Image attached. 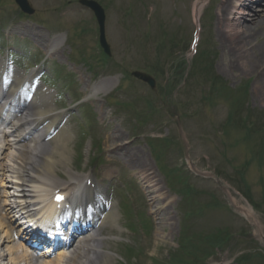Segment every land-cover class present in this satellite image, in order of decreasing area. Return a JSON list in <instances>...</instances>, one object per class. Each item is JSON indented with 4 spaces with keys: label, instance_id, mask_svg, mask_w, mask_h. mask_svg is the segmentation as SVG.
Returning a JSON list of instances; mask_svg holds the SVG:
<instances>
[{
    "label": "rangeland",
    "instance_id": "obj_1",
    "mask_svg": "<svg viewBox=\"0 0 264 264\" xmlns=\"http://www.w3.org/2000/svg\"><path fill=\"white\" fill-rule=\"evenodd\" d=\"M96 1L106 14L105 35L111 55L105 63L97 53L93 14L78 0H29L34 8L31 16L19 15L14 0H0V47L3 34H7L3 52L11 47L16 51L14 63L29 69L34 59L47 58L49 41L60 38L47 63L42 59L39 65L59 72L56 77V72H50L47 81L59 93L56 108L76 99L85 104L81 112L72 104L75 108L69 112L72 135L67 169L78 178L85 172L102 170L93 162L98 140L102 149L96 148L103 151L96 156L100 162L109 154L106 138L125 143L122 152L112 154L120 161L115 165L113 187L132 191L133 212H146L150 229L143 231L140 215L132 217L130 210L118 216L116 229L105 233L114 243L113 250L118 251H112L118 258L116 264H166L173 256L178 264H189L180 259L177 248L184 242L186 229V236L190 233L203 245L201 258L192 264H213L224 257L229 264H238L234 258L242 253L249 255L242 264H264V238L258 235H264V82L258 75L260 63H252V53L240 59L220 35L223 30L230 33L217 24L221 0H205L198 21L194 15L197 0ZM252 9L264 20V12L256 10L264 9L262 4H252ZM198 24V53L192 59L189 43ZM253 39L254 52L259 54L264 32ZM171 54L176 58L167 62ZM191 61L193 75L189 78L186 72ZM163 66L167 84H180L179 90L163 94ZM134 70L153 76L155 88L136 80L131 75ZM206 72L215 77L216 89L211 94ZM179 73L182 78L174 79ZM95 85L99 90L93 94ZM244 116L248 117L246 122L241 120ZM248 122L255 123L250 131ZM225 126L228 130L223 133ZM244 135L250 136L245 140ZM154 136L171 139L165 142ZM134 152L143 160L149 181L141 180L136 174L139 169L120 157ZM64 169L56 170L58 184L68 179ZM157 187L162 189L157 192ZM184 188L192 192L182 198ZM159 194H163L160 202ZM236 206L250 208L253 218H246ZM130 224L136 226L134 234L124 230ZM215 227H226L229 235H224L219 240L222 247L212 252L211 240L203 241L201 236ZM1 236L0 255L5 257ZM124 243L138 244L142 253L136 254V260L123 252Z\"/></svg>",
    "mask_w": 264,
    "mask_h": 264
},
{
    "label": "bare ground",
    "instance_id": "obj_2",
    "mask_svg": "<svg viewBox=\"0 0 264 264\" xmlns=\"http://www.w3.org/2000/svg\"><path fill=\"white\" fill-rule=\"evenodd\" d=\"M204 1L197 0L194 4L196 18L199 17ZM252 1L221 0V5L218 8L217 24L220 28L224 26L229 29L230 33L223 32L225 31L223 30L220 35L223 38L225 37L224 39L229 44L230 51L237 57L240 59L246 58L248 53H252L254 57L252 63L255 61L260 63L258 75L261 76L264 82V44L258 46L261 49L259 54L254 52L256 46L253 45V38L264 32V20L260 19V14L255 11H252L250 14L245 13V11H249L247 8H249ZM245 14L250 16L249 22L245 21ZM5 67H7V74L5 76H7V79H10L7 93H12L11 95L15 96L14 101L22 98L25 103L21 109L23 112L19 116L20 122H12V131L7 133V135L13 138L11 141L10 139H5L2 149H0L2 150L0 151V156L3 158L4 155L11 162V169L9 171L12 174L9 175L10 179L8 185H6L4 182V172H7V169H5L3 162H0V166H3L0 177V229L1 231L3 230V235L5 236L4 243H7L5 246L8 252L6 253L8 263L6 264H33V258L30 256L28 250L25 249L21 242L17 241L15 229L7 219V212L10 214L19 213L22 218L28 221V218L32 219L34 216H37V214L33 215L32 211L35 207H39L38 204L41 201L44 203L43 207H49L50 192L61 186L56 184L55 181H51L53 180L51 178L56 176V170L59 167L65 166L70 161V149L68 145L70 132L65 124H63L62 119H59V116L54 113L52 95L45 90L39 89V87L37 89L31 87L34 83L32 76L27 77L18 70H14L15 74H13L11 67L9 65L5 66L1 60L0 78L3 76ZM261 87L264 88V84ZM257 89L259 92L262 90L260 87ZM26 93H29L28 97ZM14 107L18 108V106ZM23 126L25 127L23 131L19 132V128ZM37 130H39L37 136L31 137ZM50 134H52L50 141H46L45 137ZM39 140L41 141L39 142ZM112 140L114 139L112 138ZM112 140L109 137L106 138V145L110 147L108 149L109 152L112 154L118 151L122 152V144L125 143L117 144L112 142ZM9 147L17 148L13 152V154L16 152L15 155L5 153V150H8ZM120 157L132 167H137L144 179L148 178V174H146V170L144 169V162L139 158L138 152H134L132 156L126 154ZM111 158L112 156H110ZM66 174L71 179L72 183L69 185L71 188L69 191H66V187L62 189L67 193L69 192V195H73L75 203H82L77 207V210L81 211L82 214L95 217V223L98 225V229H93L91 234L80 237L72 248V253L67 257V264H113L115 257L104 250V242L98 237L100 235L98 234L99 229L105 224L109 223L110 226H115L117 218L113 204L110 205L108 203V210L106 207V210L100 213L99 206L103 201L104 203L106 202V198L102 194L104 193L102 186L97 183L95 187L91 185L87 186L86 183L81 185L78 181V176L72 174L69 170H66ZM106 175H108V172ZM161 189L162 187L157 188V192ZM99 195H101V198H99ZM10 201H12L11 204ZM1 203L7 209L1 208ZM244 211L249 217L252 216V212L249 209H244ZM41 213L45 215L46 212L42 210ZM90 224L88 223V226ZM85 247L87 252L84 251ZM63 257L66 258L64 252L58 253L52 259L51 257L48 258L46 253H42L40 257L36 258V262L40 264H60ZM0 264L3 263L0 262Z\"/></svg>",
    "mask_w": 264,
    "mask_h": 264
},
{
    "label": "water",
    "instance_id": "obj_3",
    "mask_svg": "<svg viewBox=\"0 0 264 264\" xmlns=\"http://www.w3.org/2000/svg\"><path fill=\"white\" fill-rule=\"evenodd\" d=\"M16 2L19 4V6L26 12L28 13H32L33 10L30 8L28 1L27 0H16ZM81 3H83L84 5H88L95 13L99 25H100V41L102 46L104 47V50L106 53H109V47L107 45V43L104 40V12L103 9L101 8V6L99 4H97L94 1H88V0H81ZM136 76H139L140 78L150 82L151 84H153L152 79H150L149 77L140 74V73H135Z\"/></svg>",
    "mask_w": 264,
    "mask_h": 264
}]
</instances>
